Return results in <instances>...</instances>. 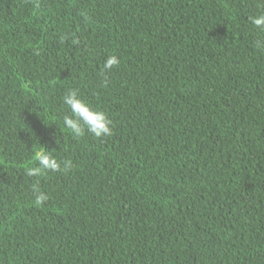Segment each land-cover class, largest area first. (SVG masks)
<instances>
[{"label":"trees","instance_id":"16d2710c","mask_svg":"<svg viewBox=\"0 0 264 264\" xmlns=\"http://www.w3.org/2000/svg\"><path fill=\"white\" fill-rule=\"evenodd\" d=\"M258 4L0 0V264H264ZM70 89L112 135L64 128ZM40 146L73 168L29 177Z\"/></svg>","mask_w":264,"mask_h":264},{"label":"clouds","instance_id":"9594fccd","mask_svg":"<svg viewBox=\"0 0 264 264\" xmlns=\"http://www.w3.org/2000/svg\"><path fill=\"white\" fill-rule=\"evenodd\" d=\"M257 7L259 9L257 13L250 15L248 20L260 32H264V0H259ZM81 15L84 14L82 13ZM72 43L78 45L80 41L78 38L73 37ZM256 47H264V42L257 41ZM119 63L120 59L116 55H109L103 64V73L110 72ZM61 101L68 109V114L63 116L62 124L72 136L80 138L85 133H88L97 139H102L112 135V120L104 111L92 108L79 96L78 90H68L61 97ZM51 152L40 146L35 151L36 166L27 168L26 174L29 177H39L46 172L67 173L73 168L71 160H58ZM34 196L37 206L45 204L49 199V196L39 189L34 190Z\"/></svg>","mask_w":264,"mask_h":264}]
</instances>
